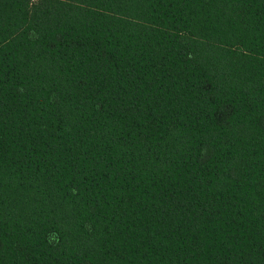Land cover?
Instances as JSON below:
<instances>
[{
    "label": "trees",
    "instance_id": "1",
    "mask_svg": "<svg viewBox=\"0 0 264 264\" xmlns=\"http://www.w3.org/2000/svg\"><path fill=\"white\" fill-rule=\"evenodd\" d=\"M0 264H264V0H0Z\"/></svg>",
    "mask_w": 264,
    "mask_h": 264
}]
</instances>
